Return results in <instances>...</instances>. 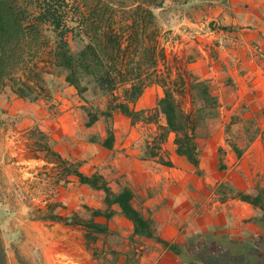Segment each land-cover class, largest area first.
Wrapping results in <instances>:
<instances>
[{
    "label": "crops",
    "instance_id": "crops-1",
    "mask_svg": "<svg viewBox=\"0 0 264 264\" xmlns=\"http://www.w3.org/2000/svg\"><path fill=\"white\" fill-rule=\"evenodd\" d=\"M184 2L189 5L188 26L197 25L199 18L210 21V26L218 30L214 40L208 41L203 51L200 48L203 59L189 63L187 68L197 78L194 81L206 80L214 102L209 100L215 104L210 117L196 127L197 166L175 152L172 132L155 149V156L147 151L160 126H165L162 115L152 119L147 115L163 96V88L156 83L144 86L131 104L141 119L131 122L114 111L108 132L101 115L90 125H86L88 115L79 120L77 93L68 85L53 94L56 103H60L57 108L61 114H56L54 110L58 111L52 105L45 109L41 102L24 100L10 91L0 96V108L7 115L17 116L21 129L37 126L51 132L55 140L73 136V141L62 143L56 150L76 158L78 171L84 175H101L114 194L129 189L131 204L149 221L152 237L133 234V223L121 214L116 203L109 206L108 210L113 212L109 218L99 215L92 220L110 233L121 230L126 241L131 238L119 253L123 260L117 264H125L129 254L137 258V250L141 255L133 264H210L203 261L208 255H204L205 250L225 251L238 264H264V212L260 206L241 198L258 195L264 200V0L181 3ZM223 42L228 45L224 47ZM216 43L219 45L215 46ZM204 49L208 50L207 55L203 54ZM89 93L84 95L88 103L95 98ZM175 95L187 112L200 115L205 108L194 104L189 107L184 91ZM109 134L112 138L106 145ZM65 176L68 187L71 186L67 190H72L74 199L83 197L85 186L78 177ZM97 193V203H85L103 211L107 207L102 202L104 194L102 190ZM70 203L71 208L76 205L74 200ZM23 227L29 228L26 239L42 242L45 257L59 254L53 245L65 238L73 242L78 236L77 228L71 230L62 222L39 225L30 220L23 222ZM30 228L41 231L32 232ZM57 230L66 232L60 234ZM160 241L181 244H177V251H172L163 248ZM188 242L193 243L189 246ZM178 245L190 255H196V247L201 246L202 262L184 259ZM69 257L76 261L77 256L66 253L65 258Z\"/></svg>",
    "mask_w": 264,
    "mask_h": 264
},
{
    "label": "rangeland",
    "instance_id": "rangeland-1",
    "mask_svg": "<svg viewBox=\"0 0 264 264\" xmlns=\"http://www.w3.org/2000/svg\"><path fill=\"white\" fill-rule=\"evenodd\" d=\"M67 1L69 2L66 7V11H69L68 15L76 16L79 18V21L85 20V15L88 18L91 10H105L104 4L109 7L111 5L113 8V33L125 31L126 35L123 36V38H126L128 34L131 33L130 31L122 29L124 28L125 23L121 20L127 14L125 12L131 8L130 6L123 5L121 7L117 0ZM182 1L183 0H163L162 7L154 8L152 10L154 16L151 19L150 25L146 27L144 33L140 36L141 45L139 47L148 48L155 43L154 55H157L159 51L163 52V59H160L159 55H155L156 69L158 73L160 75L163 74L170 76L171 80H177V86L179 87L176 90L178 92L184 91V93L188 95L190 103L189 107L191 104H194L197 107L201 105L205 107L199 115L202 120L201 123H203L205 119L210 117L212 108L215 109V105H213L212 101L209 99L203 102L202 97H200V93L198 92L199 90L191 88L192 82H195L194 80L197 78L193 77L187 68L189 63H194L196 60L200 59V53H202L200 52V48L203 51V46H208L207 42L214 40L213 38L215 34H207L209 28H211L210 21L199 20L198 18L196 22L197 25L188 26L186 21L189 5L186 2H184L185 4L181 3ZM74 24L75 21L68 23V25ZM101 28L99 35L102 38V34L108 30V26L103 24ZM45 34L47 35V41L44 42L45 37L44 39H40L41 43L39 42V50L54 44L51 33L45 31ZM150 34H152V36ZM66 38L70 49L74 53L77 52L80 47L77 38H72L71 33H69ZM198 38L200 41H198ZM153 40L155 41L153 42ZM217 45L219 44L216 43L215 46ZM223 45L226 47L228 43L223 42ZM207 53L208 50L204 49L203 54L207 55ZM143 55L144 49L142 51L139 49L138 52L130 49L125 55L127 59L133 58L135 60L134 63L136 61L141 62V66L136 70L139 76H147L150 70L155 66L154 64V66L149 67L144 60ZM33 59L37 61L46 60L47 56L43 50H40L39 55H35ZM46 72L47 73L43 74L44 84L47 89L50 90L49 92L51 94L49 97L51 98L43 97L41 95L38 99L30 102H41L45 109L52 105V109L58 111L57 107L60 103L57 104V101L53 98L50 86L53 84L55 85V83L61 85L62 89H66L67 86L65 87V84L62 82V74H58L59 71L57 69H50L49 67L46 69ZM204 81L206 82V80ZM129 84L130 83H119L113 93H123V90ZM207 84L208 83L206 82V85ZM71 87L74 89L73 86ZM7 91H9V87H5L1 91L0 96ZM88 92H90L89 94L91 96L94 95L95 97L94 99H90L92 100L90 103H88L89 100L84 97ZM86 96L88 99L90 98L88 94ZM75 99L80 103L78 118L82 121L86 119L89 111L92 113L94 109L98 108V105H100V108L105 107L111 99V96L109 94L101 95L99 92L93 94L90 89H88L83 95H77ZM176 99H178L181 104L180 97L177 96ZM91 106L93 109H90ZM1 109L2 108H0V234L5 250L6 263L117 264L120 260H123V255H119V253L123 252L125 244L127 242L130 243L131 238L127 241L124 240L125 235L122 234L121 230L118 231L119 233L113 232L112 230H110L111 233L109 231L96 233L95 239L91 240L84 238L85 228L81 224H79V226L67 225L71 227V230L77 228L78 236L75 237L73 242H69L65 238L57 246L53 245V247H57L59 254H54L52 256L49 255L47 257L44 255L46 251L44 252L41 241L37 242L26 239L25 232L29 228L23 227V222L32 220L38 222L39 225L40 223L47 222L48 220L41 219L43 214L41 211L45 210V212H47L46 208L48 205H54L53 209L55 212L64 213V215H67L70 219L79 218L82 222L92 221L96 216H92V206L85 202L87 200L93 202V204L97 203L99 201V193H97L99 189H94L87 184H83L85 186L83 192L84 196L79 197L77 200L74 199V194H71L72 190H67V188H71V186L68 187L67 183H69V180L65 178V175L67 174H64L62 169L64 163L62 164L57 159L56 155L50 152L54 151L58 154L60 158L65 161V164L76 162L74 160L76 158L66 156L64 153L56 150L57 146L58 148L62 146V143L67 141L70 143L73 141V136H65L66 138L63 137L61 140H55L54 136L50 135L51 132L41 131L37 126L27 130L21 129L18 125L20 119H17V116L15 115H7L8 113ZM54 112L56 114L62 113L61 111L56 112L55 110ZM152 114L153 112L147 115L150 116ZM216 114L218 115V113ZM159 116L160 114L158 117ZM136 117V120L141 119L140 116ZM104 118L105 123L109 128L112 115ZM130 121L134 122L135 120L132 121L130 119ZM150 144L152 145L150 147L147 146V151L151 154V151L153 150L155 152V149L158 146L154 139H152ZM151 156L153 155L151 154ZM70 200L76 201V205L73 208H71L73 204L70 203ZM30 229L32 232L41 231L38 228ZM57 232L63 234L66 231L57 230ZM160 243L163 244V248L167 247L162 241H160ZM188 243L190 246L193 242ZM47 246H49V243ZM178 246L180 247L181 245ZM179 250L184 259L189 261H193L194 259L202 262L201 246L196 247V255L194 253L192 255L188 254L185 252L184 247H180ZM189 250L192 252L191 248H189ZM66 253H69L72 256H77L76 261L72 257L66 259ZM135 254L137 258H135L133 254L131 256H129V254L127 256L128 258L125 260V264H133L135 260H138L141 254H138V250L135 251ZM204 255L205 259L203 261L206 263L219 264L218 261L221 260V264H238V260H235V257H228L225 254V251L217 252L214 250H205Z\"/></svg>",
    "mask_w": 264,
    "mask_h": 264
},
{
    "label": "trees",
    "instance_id": "trees-1",
    "mask_svg": "<svg viewBox=\"0 0 264 264\" xmlns=\"http://www.w3.org/2000/svg\"><path fill=\"white\" fill-rule=\"evenodd\" d=\"M117 2L121 7L123 5L131 7L121 19L125 23L122 29L131 32L126 38H123L126 35L125 31L119 33L112 31L113 8L111 5L109 7L104 4L105 10H91L88 18L85 15V20L79 21L76 16L68 15L67 0H0V93L5 87H9L11 93L24 100L34 101L41 95L49 97L51 93L44 84L43 74L47 73L46 69L49 67L57 69L58 74H62V82L73 86L77 95H83L90 89L93 94L99 92L101 95L111 96L103 110L96 108L92 113L89 111L86 125H90L98 115L109 117L114 111L136 121L137 111H134L131 104L139 97L144 86L157 83L163 88V96L157 100L152 115L154 117L162 115L165 126H160V132L154 140L159 142L158 146L160 141L166 139L168 132L174 133L175 152L197 166L198 149L195 135L196 127L202 120L198 114L186 112L176 99L175 94L180 93L176 90L179 87L177 80H171L170 76L158 73L156 54L154 55L155 43L148 48L139 47L140 36L150 25L154 16L152 10L162 7L163 0H117ZM72 21H75V24L68 25ZM102 23L108 26V30L102 34L101 38L99 32L102 29ZM45 31L51 33L54 44L40 49L46 53L47 59L37 61L33 57L39 55L40 39L45 37L44 42L47 41ZM69 33L80 43L75 53L70 49L66 38ZM130 49L136 52L144 49L143 57L147 65L151 67L155 64L147 76H139L136 72L141 62L134 63L133 58L125 57ZM158 55L160 59H163L162 51H159L156 56ZM118 82L130 84L126 86L123 93L114 94L113 91L119 85ZM50 88L53 94L59 93L62 89L57 83ZM191 88L199 90L202 99H211L214 102L205 81L192 82ZM91 108L93 109L92 106ZM152 115L149 119L153 118ZM108 130L109 128L106 131ZM110 134L106 145H109L112 138ZM50 153H54L57 159L64 163L62 168L64 174L75 175L80 183L104 192L102 202L107 207L103 211L91 209L92 216L101 215L109 218L113 213L108 210L109 206L116 203L121 214L133 223V234L152 237L149 221L132 206V193L128 188H123L121 192L114 194L101 175L86 176L78 171L77 162L65 164V161L54 151ZM151 154L156 155L153 150ZM166 163L169 164V162ZM241 198L260 206L264 212V200L260 196L250 198L247 195H241ZM53 207L54 205H48L47 212L41 211L43 213L41 219L62 222L65 225L81 224L85 228V239H95L93 233L106 231L103 226L91 220L82 222L79 218L70 219L67 215L55 212ZM163 243L169 249L177 251V244ZM0 264H7L1 234Z\"/></svg>",
    "mask_w": 264,
    "mask_h": 264
},
{
    "label": "built area",
    "instance_id": "built-area-1",
    "mask_svg": "<svg viewBox=\"0 0 264 264\" xmlns=\"http://www.w3.org/2000/svg\"><path fill=\"white\" fill-rule=\"evenodd\" d=\"M218 30L214 29L213 27L209 28V32L207 33L208 35H213L216 34Z\"/></svg>",
    "mask_w": 264,
    "mask_h": 264
}]
</instances>
